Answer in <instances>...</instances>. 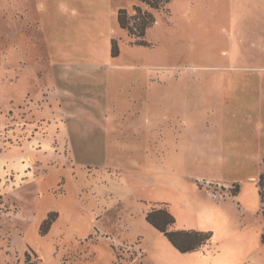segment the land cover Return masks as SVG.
I'll return each instance as SVG.
<instances>
[{"label": "rangeland", "instance_id": "1", "mask_svg": "<svg viewBox=\"0 0 264 264\" xmlns=\"http://www.w3.org/2000/svg\"><path fill=\"white\" fill-rule=\"evenodd\" d=\"M247 4L0 0V264H264V60L232 45ZM135 6L150 45L119 26ZM163 206L210 243L176 250L147 221Z\"/></svg>", "mask_w": 264, "mask_h": 264}, {"label": "trees", "instance_id": "2", "mask_svg": "<svg viewBox=\"0 0 264 264\" xmlns=\"http://www.w3.org/2000/svg\"><path fill=\"white\" fill-rule=\"evenodd\" d=\"M142 4L146 5L149 9H152L159 13H168L167 5L172 0H139ZM136 13L134 16H129L126 9H120L118 12V23L121 29L126 31L129 37L135 40V45H150L145 41L146 33L156 23V17L149 11H144L142 7H134ZM112 54L113 56L119 55L118 42L112 41ZM259 188V194L262 202H264V170L259 176L257 183ZM237 192V191H236ZM56 220V214L51 213L49 218L43 223L42 227H50L53 221ZM147 221L159 232L169 240L173 247L179 252L185 254L193 251H197L202 247L208 245L212 239V233L210 232H198L194 230H182L172 231L170 230L176 224L174 216L169 210L163 206L159 209H154L147 215ZM43 229V228H42ZM46 229V230H47ZM43 229V233L46 232ZM264 240V235H263ZM28 264H32L28 258ZM36 264V263H35Z\"/></svg>", "mask_w": 264, "mask_h": 264}, {"label": "crops", "instance_id": "3", "mask_svg": "<svg viewBox=\"0 0 264 264\" xmlns=\"http://www.w3.org/2000/svg\"><path fill=\"white\" fill-rule=\"evenodd\" d=\"M138 2L140 1L138 0ZM241 8L234 10L232 6V45H239L243 41L247 45L244 58L263 61L264 5L247 4L243 7L244 10ZM236 49L240 51L241 48L237 47ZM225 53L227 51L223 52V54Z\"/></svg>", "mask_w": 264, "mask_h": 264}]
</instances>
